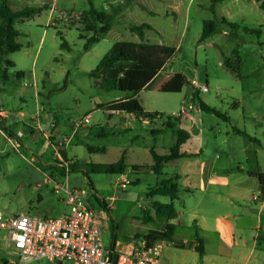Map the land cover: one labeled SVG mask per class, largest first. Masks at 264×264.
Wrapping results in <instances>:
<instances>
[{
	"label": "rangeland",
	"instance_id": "1",
	"mask_svg": "<svg viewBox=\"0 0 264 264\" xmlns=\"http://www.w3.org/2000/svg\"><path fill=\"white\" fill-rule=\"evenodd\" d=\"M178 1V8L173 12L168 8L174 3L167 0L162 2L164 5L159 4L158 0H93L99 11L112 13L111 31L86 52V41L79 39L78 29L84 30L79 23L80 13L89 9L88 0H59L53 11L50 6L54 0H9L14 10L49 7L16 24L20 32L18 42L22 48L6 56L14 63L13 67L7 69V76L0 73L1 83L10 90L4 94L8 108L16 112L21 109L26 114L25 118L17 115L18 125L12 128L16 133L18 130L24 133L22 141L25 143L19 140L7 142L0 135V210L5 215L12 216L22 211L38 216L45 213L57 216L63 207L58 204V195L53 185L47 182V177L62 181L67 178L70 185L90 191L91 180L101 197H117L127 205L128 210L119 213L116 219L129 223V231L136 229L144 232L150 229L159 233L163 226L161 223L138 222L139 227L133 226L141 206L144 207L143 216L145 213L151 216L155 214L154 201L170 202L167 197L149 196L159 180L168 178L178 170L176 163L169 164L163 176L148 170V165L153 162L149 149L155 148L159 154H166L176 141L172 132H163L166 116L195 121L202 130L204 153L209 158L219 155L224 167L235 173L241 166L248 170L256 169L258 162L264 167V155L261 154H264V11L257 4L258 0H230L220 5L215 14L210 11L211 0ZM110 2H114L115 6L112 7ZM234 4L237 6L234 7ZM110 5L111 11L107 9ZM220 16L248 27L261 28L263 35L258 39L242 30L234 31L221 22L223 18ZM213 19L219 22L218 31L205 41H200L204 21ZM144 23L152 26V29L145 30L144 42L177 50L165 66L163 75L166 79L158 78L151 88L143 89L138 94L144 108L163 114L150 126L129 115H111L106 111L107 104L131 94L118 90L105 91L89 75L114 43L140 42L131 27ZM58 32L69 44L70 51L61 48L62 40ZM84 35L91 36L87 33ZM234 51L243 61L240 77L224 65V56L236 61ZM19 73H23L24 77L18 78ZM178 73L186 76L190 86H185L179 93L163 88L172 80L168 86L170 88L177 81ZM192 80L208 86V92H200L199 98L224 112L229 120L197 110L199 101H192V94L196 91L192 87ZM34 84L41 93L40 105L54 119L55 127L58 121L60 126L69 129L65 138L54 135L47 140L39 135L35 142L30 139L31 131L22 122L36 115ZM12 96L15 98H10ZM22 96L24 101L20 99ZM190 105L193 109L189 108ZM87 116L90 123L79 124ZM246 120L254 121V125L251 126ZM238 129L253 134L261 142L249 141L237 133ZM72 130L77 131L73 133ZM188 130L194 134L193 129ZM152 131H160L161 134H152ZM66 145L71 161L115 163L126 153L129 171L136 164L144 166L146 171L125 174L135 181L125 191L117 188V175L90 173L89 180L81 171H70L60 178L59 171L68 169V163L60 154L66 151ZM180 196L175 201L178 210L192 205L197 200L198 192L182 191ZM93 204L98 208L95 199ZM261 217V238L264 239V211ZM7 260L17 261L18 257L5 233L0 231V264H11ZM26 264L59 263L40 259Z\"/></svg>",
	"mask_w": 264,
	"mask_h": 264
},
{
	"label": "crops",
	"instance_id": "2",
	"mask_svg": "<svg viewBox=\"0 0 264 264\" xmlns=\"http://www.w3.org/2000/svg\"><path fill=\"white\" fill-rule=\"evenodd\" d=\"M54 1L55 2L50 6L51 11H53V9L56 7L59 0ZM163 1L166 0H158L159 4L161 5H164L162 3ZM167 1H173L174 3L172 6H169L168 9L172 10L173 12L174 10H177V4L179 2L178 0ZM227 1L230 0H224L223 2L218 3L216 6V11L220 5L226 3ZM234 1L236 2L239 0ZM110 3L112 7L115 6L114 2ZM236 4H234V7L237 6ZM257 4L259 5V3ZM111 5L107 7L109 11H111ZM45 6L49 7L48 5ZM112 10L114 11L113 8ZM219 18L226 17L220 16ZM226 19L229 20L228 18ZM110 31L111 29L102 36L101 41L105 39V36H107ZM224 33L227 34L226 31H224ZM23 77L24 74L21 75V78ZM0 79H2V77H0ZM35 85L36 84H34V86ZM8 91L10 90H8L6 86L0 81V118L3 126V128L0 126V135L7 142H17V140H19L21 143H25V141H22V138L25 137L24 133L21 130H18L17 133L22 132L23 134L21 137H18L17 133L14 132L12 128L18 125L19 121L17 115H19L21 118H25L26 114L21 111V109L19 112H16L11 111L8 108V100L4 95ZM40 94L41 93L38 90V87L35 86L34 95L36 97L37 105L36 115L34 118L30 117L28 121L22 122L23 125L26 128H29L31 131L30 139L35 142L39 135H42L47 140H51L54 135L59 138L60 135H62V138H65L69 129H66L65 126H60L58 121H56L55 127L54 119L51 118L49 113L46 112V110L40 105ZM128 97L130 96L121 97L118 99ZM10 98L14 99L15 96ZM20 99L21 101H24L23 96ZM193 103L195 102L193 101ZM145 110L151 112L146 108ZM197 110L201 109L197 108ZM106 111L110 112L111 115L115 114L121 116L126 114L136 118L134 115H130L125 112L110 110ZM139 120L144 124H148L149 126L155 123V121L150 123L148 120ZM245 122L250 123L251 126L254 125V121L246 120ZM180 128L188 131L189 133L190 130H188V128H191L194 132V134L190 133V139L180 147V153L187 156L166 164L164 170L169 164L176 163L178 166L177 173H173L170 176L178 174L179 185L184 188H189L191 190L190 192L197 191V200L192 205H185L182 210H178L176 208L175 201L177 200L174 201L178 216L170 221L175 226V230L173 236L167 240L164 238L166 223L162 221H145L142 214V210L144 208L143 206L140 207L141 212L136 214V224L133 227H139L138 222H143L142 224L152 223L154 225L161 223L163 225L162 229L159 233L150 229L145 230L144 232H138L136 229H131L129 231V223H124L116 219V216L119 213L128 210L127 205L122 203L117 197H101L93 185L94 188H92V191L98 196L99 199H101V201L105 202V206L109 210L108 213L104 207L98 204L97 209L101 210V215L103 217L102 239L104 246L107 249L114 251H118L119 249L125 247L129 249L128 245L132 244L133 242L139 243L144 239L143 237L149 234H156L159 238L158 242L163 243L164 245L161 253V264H264V239L261 238V231L263 229L261 212L264 211V199L261 198V187L258 178L249 174L250 172H264L263 165L258 162L256 169L251 170L241 166L237 169V173H235L233 170L224 167L225 164L219 155L216 154L215 156L209 158L207 154L204 153V141L201 135L202 130L201 128L197 127L195 121L190 122V120L183 117ZM72 131L75 133L77 130ZM236 131L238 133V131L243 130L238 129ZM244 132L253 138L252 140L246 137L249 141L253 143L261 142L256 136H253V134H250L247 131ZM65 148L68 154L67 145ZM261 154L264 155L263 153ZM124 156L126 157V153H124ZM56 159L58 160L59 157H56ZM153 163L154 162L148 165V170L151 173H154L151 169ZM133 166H139V168H132L131 171H129L127 165L125 174H140L146 171L144 166L139 164ZM164 170L163 172L166 174ZM48 171L51 172V170ZM125 174L117 175L118 179L116 180L117 188L123 191H125L129 185L135 182L134 180H130L127 176H125ZM60 178L63 177L60 176ZM46 180L48 183H50L49 177H47ZM56 180L63 182L59 179ZM122 180H128L130 184L125 188H121L118 183ZM58 204L63 207V203L59 196ZM62 212H59L57 216H59ZM19 213L26 212L21 211ZM27 213L31 214L30 212ZM34 216L56 217L48 216V213H45L43 216ZM151 216L154 217L155 214ZM196 230L199 231V235L203 239L204 243V255L202 258H200L196 251ZM163 252H165L164 255ZM49 262L54 263L50 260ZM63 262L72 264L68 261ZM63 262L59 261L57 263L62 264Z\"/></svg>",
	"mask_w": 264,
	"mask_h": 264
},
{
	"label": "trees",
	"instance_id": "3",
	"mask_svg": "<svg viewBox=\"0 0 264 264\" xmlns=\"http://www.w3.org/2000/svg\"><path fill=\"white\" fill-rule=\"evenodd\" d=\"M223 1L211 0L210 11L215 14L217 4ZM258 2L260 8L264 11V0H258ZM88 3L89 9L80 13L79 23L84 26V30L78 29L79 39L86 41L84 44V51L86 52L93 45L100 42L102 36L111 29L110 23L112 19L111 13L99 11L95 7L93 0H88ZM45 7H24L20 10H14L10 6L9 0H0V73L3 72L5 77L7 76V69L14 66L12 61L6 59V56L9 53L20 51L22 48L18 42L20 32L16 28V24L34 17ZM221 22L234 31L242 30L244 33L253 35L258 39L263 35L261 28H250L243 24L230 22L226 18H223ZM218 25L219 22L216 19L204 21L200 41H205L213 36L218 31ZM146 29H152V26L146 23L132 26L131 30L138 35L140 42L118 41L114 43L109 52L99 61L96 68L89 72V75L95 78L97 86L105 91L118 90L131 94L128 98L118 99L107 104L105 106L106 110L125 112L134 115L137 119L148 120L152 123L157 118L163 116V114L146 111L138 94L143 89L151 88L158 78H162L161 80L166 79L165 75H163L164 68L172 57L175 56L177 50L166 45H154L144 42ZM84 33L91 36L87 37ZM58 35L62 40L61 48L70 51V46L62 36V33L58 32ZM234 54H236V61H232L230 57L224 56V65L228 70L240 77L243 61L237 51H234ZM21 75L23 73H19L17 77L21 78ZM170 83H172V80H169L163 88L175 93L181 92L185 86H190V81L181 73H178L177 81L168 88ZM199 94L200 92L196 90L192 94V99L193 101L198 99V106L202 111L214 114L224 120H229V117L224 112L202 101L199 98ZM180 125L181 118L166 116L163 132H172L176 137V141L166 154H159L154 148H150V154L154 162L151 169L158 176L164 175L163 170L166 164L187 156L180 153V147L191 136L188 131L180 128ZM0 126L3 128L1 118ZM238 133L253 140L244 131H238ZM152 134H161V132L152 131ZM90 150L96 151L93 148H90ZM60 154L64 162L68 163L67 170L62 168L59 171L60 174L58 176L61 177H65L70 171H81L89 179L90 173L121 175L125 174L127 170L124 155L115 163H81L75 159L69 160L66 151H61ZM132 168L137 169L139 166H133ZM249 174L258 178L261 187V198L264 199V172H250ZM178 181V174L162 178L158 181L156 186L150 190L149 195L169 197L171 202H153L152 206L155 216H148L147 213L144 216V220L147 222L162 221L166 223L164 238L167 240L173 236L175 230V226L170 221L178 216L174 201L180 198L182 191H191L189 188L179 185ZM89 183L91 188H94L91 180ZM95 199L109 213L105 202L101 201L96 194ZM143 238L149 243H155L159 240L156 234H149ZM195 238L197 243L196 251L200 258H202L204 255V243L198 230H196Z\"/></svg>",
	"mask_w": 264,
	"mask_h": 264
},
{
	"label": "built area",
	"instance_id": "4",
	"mask_svg": "<svg viewBox=\"0 0 264 264\" xmlns=\"http://www.w3.org/2000/svg\"><path fill=\"white\" fill-rule=\"evenodd\" d=\"M192 87L199 92H208V86L199 85L197 80H192ZM189 108L193 109V106ZM83 123H89V116L79 124ZM22 135V132L17 133L18 137ZM49 181L63 203V212L59 216L37 217L28 213L7 216L0 210V231L5 233L18 257L11 264L40 259L72 264H161L163 243H149L143 239L128 245L129 249H107L102 239L101 210L93 204L95 193L70 185L67 178L63 182ZM129 184L128 180L118 183L121 188ZM114 256H117L116 262Z\"/></svg>",
	"mask_w": 264,
	"mask_h": 264
},
{
	"label": "water",
	"instance_id": "5",
	"mask_svg": "<svg viewBox=\"0 0 264 264\" xmlns=\"http://www.w3.org/2000/svg\"><path fill=\"white\" fill-rule=\"evenodd\" d=\"M116 260H117V256H114V262H116ZM60 262H62V261H60Z\"/></svg>",
	"mask_w": 264,
	"mask_h": 264
}]
</instances>
